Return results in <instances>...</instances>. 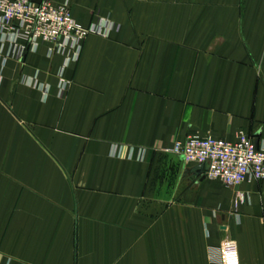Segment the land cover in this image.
<instances>
[{"label":"crops","instance_id":"obj_1","mask_svg":"<svg viewBox=\"0 0 264 264\" xmlns=\"http://www.w3.org/2000/svg\"><path fill=\"white\" fill-rule=\"evenodd\" d=\"M69 2L120 30L85 40L64 97L49 45L0 64V264H264V182L167 152L264 139V0Z\"/></svg>","mask_w":264,"mask_h":264},{"label":"built area","instance_id":"obj_2","mask_svg":"<svg viewBox=\"0 0 264 264\" xmlns=\"http://www.w3.org/2000/svg\"><path fill=\"white\" fill-rule=\"evenodd\" d=\"M120 26L105 19L87 27L78 23L69 0L56 4L52 0H0V64L2 69L15 58L24 62L29 53L43 45L50 46V56L60 55L64 61L58 71L61 90L66 94V69L77 63L82 55L85 40L96 35L109 38ZM30 87L39 88L38 75L24 79ZM48 89L44 90V98ZM258 141V142H256ZM168 153L182 158L184 164L199 177L220 180L227 187L239 188L245 183L264 182V139L239 131L233 141L214 136H188L179 140ZM145 149H131L129 155L139 161L146 157ZM115 156L120 155L116 146Z\"/></svg>","mask_w":264,"mask_h":264},{"label":"water","instance_id":"obj_3","mask_svg":"<svg viewBox=\"0 0 264 264\" xmlns=\"http://www.w3.org/2000/svg\"><path fill=\"white\" fill-rule=\"evenodd\" d=\"M33 1L36 3H40L42 0H33ZM256 142H258V141H256Z\"/></svg>","mask_w":264,"mask_h":264}]
</instances>
